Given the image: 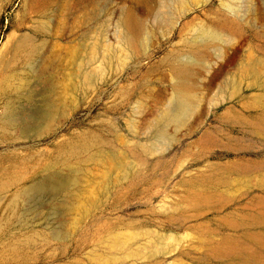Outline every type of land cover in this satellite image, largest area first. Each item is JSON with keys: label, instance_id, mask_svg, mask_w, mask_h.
Wrapping results in <instances>:
<instances>
[{"label": "rangeland", "instance_id": "rangeland-1", "mask_svg": "<svg viewBox=\"0 0 264 264\" xmlns=\"http://www.w3.org/2000/svg\"><path fill=\"white\" fill-rule=\"evenodd\" d=\"M0 264H264V0H0Z\"/></svg>", "mask_w": 264, "mask_h": 264}, {"label": "bare ground", "instance_id": "bare-ground-1", "mask_svg": "<svg viewBox=\"0 0 264 264\" xmlns=\"http://www.w3.org/2000/svg\"><path fill=\"white\" fill-rule=\"evenodd\" d=\"M94 3V2H93ZM122 26H123V30H124V39L126 40V41H130L131 40V31L129 30V25L127 24V22H123V24H122ZM28 37V36H27ZM26 54V53H25ZM190 93L189 92H187L186 90H184V91H182L181 92V95L183 96V99H185V100H187L190 96H188ZM49 105V104H48ZM48 107V106H47ZM47 113V115H49V112H46ZM48 177V176H47ZM49 181V183H52V182H54V181H56V179L54 180V179H51V177H50V179H48ZM52 181V182H51ZM48 185V184H47ZM38 191V188H34V192H37ZM16 197V196H15ZM13 198V199H17V197L16 198ZM16 203V202H15ZM16 207V206H15Z\"/></svg>", "mask_w": 264, "mask_h": 264}]
</instances>
